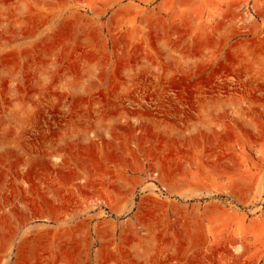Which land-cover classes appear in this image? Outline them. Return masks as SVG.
<instances>
[{
  "label": "rangeland",
  "instance_id": "374dc122",
  "mask_svg": "<svg viewBox=\"0 0 264 264\" xmlns=\"http://www.w3.org/2000/svg\"><path fill=\"white\" fill-rule=\"evenodd\" d=\"M0 264H264V0H0Z\"/></svg>",
  "mask_w": 264,
  "mask_h": 264
}]
</instances>
